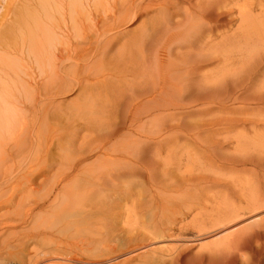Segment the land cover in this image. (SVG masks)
<instances>
[{
    "label": "bare ground",
    "instance_id": "6f19581e",
    "mask_svg": "<svg viewBox=\"0 0 264 264\" xmlns=\"http://www.w3.org/2000/svg\"><path fill=\"white\" fill-rule=\"evenodd\" d=\"M59 1L61 23L50 19L45 0H19L14 9L0 13V192L14 180L22 184L0 200L2 206L15 207L12 216L0 215V246L2 235L17 221L31 224L32 230L19 237L22 244H35L31 259L24 248L1 246L0 264H12L2 255L5 249L18 264H264V223H256L264 210V161L249 156L245 148L247 130L257 124L233 117L264 115V48L243 55L239 67L226 78L221 75L223 84H212L210 76L200 72L215 48H221L216 54L226 63L232 58L221 56L225 46H264V0ZM132 20L139 21L138 28L122 27ZM230 21L236 24L226 32ZM22 59L36 65L40 79L23 85V97L31 101L30 123L8 103L15 98L3 94H14L11 86L6 88L5 76L16 77V62ZM67 93L74 96L66 102ZM211 104L227 117H210L207 123L201 119L197 134L208 125L217 133L245 131L230 135L234 142L228 137L230 152L210 146L213 153L208 156L217 173L203 174L206 164L200 161L193 166L194 177L132 179L145 173V132L151 133L145 123L134 124L139 115L157 120L163 131L157 129L149 141L164 147L179 110L200 116L211 112ZM101 113L113 118L97 121ZM77 118H92L97 125L86 144V135L77 143L70 138L77 130L64 131L75 124L84 128ZM49 121L59 127L45 128ZM251 142L263 150L264 132H255ZM54 148L67 152L59 157ZM92 153L97 154L95 162L84 164ZM218 153H225V159L218 160ZM222 171L224 179L217 176ZM22 192L29 195L20 197ZM206 202L212 203L214 213L198 211ZM127 209L131 214L121 213ZM122 219L137 225L118 227ZM187 227L207 237L227 230L200 242L189 257L186 248L160 245L188 232ZM38 253L42 256L34 258Z\"/></svg>",
    "mask_w": 264,
    "mask_h": 264
},
{
    "label": "rangeland",
    "instance_id": "374dc122",
    "mask_svg": "<svg viewBox=\"0 0 264 264\" xmlns=\"http://www.w3.org/2000/svg\"><path fill=\"white\" fill-rule=\"evenodd\" d=\"M18 1L19 0H0V13L2 11L1 14H3L6 11L5 9L10 8V7H11V9H14V6H16L15 4H18ZM45 1H46V3H50V7L51 8H50V12L49 13H51L50 15H52L50 19H52V21H54V23H61L60 12H59V9H58V5H59L60 1L59 0H45ZM54 1L56 3H58V4L54 3ZM82 1L84 3V0H82ZM258 11L259 10L256 9L254 11V13H257ZM1 14H0V17L2 16ZM44 15L46 17L50 16V15H48V12H46ZM47 21H51V20L47 19ZM227 23H228V21H227ZM229 23L230 24H226V27H225L226 29L225 30H227V28L229 29V27H231V26H235V24H236L235 21H233V22L230 21ZM139 25H140V23H139L138 20L137 21H133L132 20V21H129L126 24H124L122 27H125L128 30H132V29L138 28ZM226 32H229V31L227 30ZM18 41H19V39H17V42ZM17 44H16V46H19V43H17ZM245 46L242 45V44L238 45L237 43H235L233 45H230V46H227V47L225 46V48L222 50L223 55H221V56H226L227 58L228 57L232 58V61L228 60L227 61L228 63L226 62L227 64L223 63V61L221 63V61H220L221 57L219 56L220 57L219 58L217 56L218 54H216V52L219 51L221 48L220 49H217V48L213 49V57L208 61L207 66L203 67V69H201L200 72L202 74H208L210 76V82H212V84L217 85L216 83H220V82L223 81L222 80L223 77H225V78L227 77V75H228V74H226L227 72L230 73L231 71H233L234 69L239 67V65L241 64V61L239 62V59H242L243 55L248 54L250 52H255L256 50H260V49L264 48V46H262L260 43L259 44L255 43V47L253 49H247L246 50ZM16 53L17 52H15V54ZM3 54L4 53H2L1 55H3ZM13 55H9L8 54V57L13 58ZM4 57H5V54L3 55V58ZM1 58H2V56H1ZM16 63H17V65L20 64V65H18L19 66V70H18L17 76L16 77L15 76H11L12 77L11 79H9V77L7 78V76H5L7 82L5 81L6 83H4L7 89H8L7 85L9 87L11 86L10 90H11V92L14 90V94L13 93H9L8 91H5L6 93H3V92L2 93L5 94V95H10L9 97H7L8 100L13 101L14 98H15V100L13 102H8V103H10L12 105L14 103L18 107L17 108L18 117L22 116V120H26L28 123H30L31 122V112L28 109V107L31 104V101L28 100V99H25L23 97V94H24L23 85H25V83L33 84V83L39 81L40 79L37 76L36 65L31 63V61L22 59V60L17 61ZM222 64H225V66L222 65ZM221 75H223V77ZM216 80H217V82H216ZM224 82L225 81H223L220 84H223ZM10 84H14V86H12ZM16 86H18V91L15 89ZM15 92L17 94H15ZM73 96L74 95L72 93L71 94L67 93L64 96V98H65V100L67 102L70 98H73ZM122 104L125 105L124 103H122ZM210 106L212 107L211 112H208L207 114L204 113L205 115H200L201 118H200L199 115H196V114H193V113H186V112L183 113V110L182 111L179 110L178 113L174 116V118H175V122H174L175 123L174 124L175 128H173L172 130L168 131L165 134L166 136L171 138V140H169V143L166 146H164V147H157V146L153 145L152 142L149 141V139L152 140L153 137H156L154 132L157 129L162 130V127L158 124L157 120L155 119V121H152L151 119H148L146 114L145 115H139L138 116V121L135 122L134 124L145 123V131L150 129L151 133L145 132V173L142 174L139 178H132V179L133 180H147L148 178H150V176L151 177L155 176V177H158V178L162 177V176H166V177H170L173 180L176 179V178L180 179V177L181 178L182 177H187V176L188 177H190V176L194 177L195 176V172H196L194 169L196 168L197 165H200L201 162L206 164V169L208 171V172L207 171L203 172V174H205V173H206V175H208V173L212 174V171L214 170L213 161H211L212 158L210 159L211 155L208 156V154H210L211 149H213V147L211 148L210 146H212V145L213 146H218V148L221 149L220 152H226V151L230 152L228 150L229 145H227V147H226V144H228V142H227L228 141L227 140L228 137L230 138V135H232L233 133L236 134L235 131L240 132V131H243V129L242 128H240V129L238 128V130L236 129L235 131H233V133L231 132V133H228V134H226L224 132L217 133V132H213L212 130H209L208 128L210 126L208 125L207 127L206 126L201 127L200 128V132H198V134H197L196 133L197 131L195 129H198V125L201 123V119H203L202 122L205 120L206 122L205 121L204 122L207 123V122H210V117H211L212 120L215 119L216 117H217L216 119H218L219 117H223V116L227 117V114L224 113V110L222 108H219V106L217 104H211ZM199 108H204V106L199 107ZM250 113L251 112H249V114L241 115V116L234 114V116L233 115L232 116L236 117V118L256 120L257 127H259L260 125H264V115L263 114H258V113L255 112L254 114H252V117H251V116H249V115H251ZM180 114H182V116ZM119 115L121 117L122 113L118 114L119 120H117V122H119V125H120L121 121H120ZM97 118H98L97 121L101 120V121L104 122V121L109 120L110 118L112 119L113 116H110V115H108L106 113H101V114L97 115ZM129 119L130 118L127 117V120H129ZM207 119H208V121H207ZM77 120H78V118H77ZM86 120H88L90 122L92 120V118L78 120V121H83L85 123V125H84L85 127L82 128V129L79 126L75 127V126H77L76 124H75V126H72V127L68 126V127H66L64 129V131H66L67 133H70L71 131H74V130H77L79 132V133H75L73 136L70 137V138H73L75 140V142H77V143L78 142L82 143V140H81L82 137L81 136H83V135H86V139L84 140L85 144L88 143L89 139L92 137L91 134L95 135V130H96V126L97 125L90 122L92 124V125L90 124L92 126L91 127L92 130H89V129L86 128V126L89 124V123L86 122ZM177 123H178V125H177ZM43 126L45 128L49 127V129L50 128H58L59 127L58 124L52 123L50 121L47 123L46 126H45V123H44ZM176 126H178V127H176ZM257 127L254 128V129H251V130H247L246 137H247L248 141L246 142L245 148H246V150H249V151H247V154L249 156H251V157L255 156L254 159H257V160H260V161L261 160L264 161L263 160L264 159V152H261V151L264 150V149L262 150L263 147L259 146L258 143L255 144L254 142H251L254 139V133L255 132L256 133L257 132H261V131L264 132V126L263 127L260 126L259 128H257ZM261 128H263V129H261ZM256 130H259V131H256ZM124 131H127V128H125ZM190 131H192V132H190ZM243 132H245V131H243ZM213 133H215V135ZM174 136H175V140H173ZM146 137H148V138H146ZM232 137L230 139L232 140V142H234V139ZM224 138H226V139H224ZM222 139H224L225 141H223ZM218 140H219V142L221 141L220 142L221 144L218 142ZM215 141L219 145H217L215 143ZM207 145H208V147H205ZM252 145H257V148H254V146H252ZM63 146H65V145H63ZM222 146H223V148H221ZM204 148L206 149V151H204L205 150ZM208 151H209V153H207ZM52 152L55 155L59 156V157H63L62 154H65L67 151L65 149L59 150L58 148H54ZM206 153H207V155H206ZM211 153H213V150H212ZM224 154L225 153H223L222 155L220 153L216 154V156H218V158H220L218 160L223 159V157L225 159V155ZM250 154H252V155H250ZM258 154H259V156H258ZM96 156H97L96 153H92L90 155V157L86 161H84V164H90V163L95 162ZM18 159L19 158H15L14 161L15 160L17 161ZM203 160H205V161H203ZM198 162L200 164H197ZM187 166H188V168H186ZM193 166L195 168H193ZM57 167L59 168L60 166H57ZM57 167L55 166V169ZM192 168H193V170H192ZM248 168L252 169L253 167H248ZM256 168H257L256 170L260 169V168H258V166H256ZM189 170L192 171V173H194V174H191V172ZM183 171L184 172L186 171V172L184 173ZM54 172H55V170H52V172H50V175H53ZM223 172L224 171L220 172L221 174H219L217 176H220V178L222 177L224 179L225 178L224 175H226V173L224 172L225 174H223ZM213 173H217V172L213 171ZM21 186H22V184L19 183V181H17V180H14V181H12V182H10L8 184H5L3 186L1 192H0V194H1V199L0 200L3 201V199H6L7 196H10L12 194L11 193L12 191H15L16 188H18V189L21 188ZM137 190H138V188L135 189V191H137ZM44 191H45V188H43L41 190H38V191H35L33 193V195L31 194L32 196L29 199L30 200L35 199L36 198L35 196H37V193L38 194L39 193L42 194ZM28 195L29 194L27 192L26 193L22 192L19 196L20 197L21 196L26 197ZM208 195L209 194H207L206 197H209ZM133 199L134 198H131L130 200H133ZM232 199H234V200H232ZM232 199L231 200H232L233 204L234 203L236 204L237 200L235 198H232ZM130 200L128 202H126L127 206L130 204ZM231 200H230V202L228 201L229 204H231ZM219 201L220 200H218V202ZM120 202H121L120 204H122L124 201L120 200ZM124 204H125V202H124ZM206 204H205L206 206L204 205L198 211H200L203 214L205 212H206V214H209L210 212L214 213L215 210L213 208V205H211L212 203L206 202ZM220 204H221V202H220ZM0 206H1L0 207V215L3 214V216H4L6 214L5 215L6 217L9 216V215L12 216L11 213H13V209H15L14 206L13 207L12 206H6V205H3V206L0 205ZM37 210L38 209H36L35 212H37ZM39 210H38V212H39ZM114 211H116V210H114ZM114 211H112V213ZM121 213L122 214L123 213L124 214L125 213L131 214V210L130 209H127L126 211L122 210ZM261 214H263V216H261ZM261 214H260V216H257V217H259V220H256L257 221L256 223L259 222L258 224L264 223V210L261 212ZM189 219H190V216L188 218H185L183 220V223L189 222ZM250 219H253V218L251 217V218H249L247 220H250ZM139 220H141V219H138L137 221H139ZM139 222H141V221H139ZM145 222H147V218L146 217H145ZM16 223H17L16 226H14V227L12 226V228H9V230L7 229L6 234L2 235V238H4V241H3L1 246H3V245L6 246L7 250H12L13 248L17 249L18 247L19 248H24L23 249L24 255H26V257H29L31 259L32 255H33L32 252L34 253L33 247H34L35 244L34 245H32V244L29 245V243L27 241L26 244L23 245L22 244V239L21 238L19 239L21 234H23V233L25 234V233L30 232L32 230L31 229V224L30 223L29 224H26V223L23 224L22 222L20 223L19 221H17ZM136 225H137V223H130V224L127 223V224H125L124 220L122 219L120 221V224H119L118 227H120V226H122V227L123 226L124 227H135ZM187 228L189 230L188 232H186V233L181 232V234H179L177 237L168 238L163 243H160V245L161 244H166L168 246L175 245V246H179L180 248L182 247L183 249L186 248L187 252H189L188 253V257H189V256H192V254L194 253L193 251H198L199 250V248H200L199 247V245H200L199 243L200 242L205 241L207 239H210V238H212V237H214V236H216L218 234H222V233H224L227 230V227H223V228L217 230L215 232L216 234H214L212 237H209V236L207 237V236H203L204 234H197L196 231L191 229L190 227H187ZM7 242H10L9 246H7L8 245ZM222 245H223V243L220 244L219 247L222 248L223 247ZM40 246L41 245H37V248H39V250L42 249V247H40ZM8 247H9V249H8ZM10 247H12V248H10ZM31 247H32V249H31ZM6 249L4 250V248H3L1 250V251L4 250L2 255L3 256L5 255L6 258L9 257L10 259H6V260H11L12 264H18V260L15 258V256L9 254V252ZM15 249H13V250H15ZM30 250H32V251H30ZM39 254H41L40 256H42V253H38L37 255H35L33 257L34 258H38ZM13 258L15 259V261H14Z\"/></svg>",
    "mask_w": 264,
    "mask_h": 264
}]
</instances>
